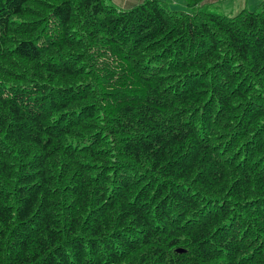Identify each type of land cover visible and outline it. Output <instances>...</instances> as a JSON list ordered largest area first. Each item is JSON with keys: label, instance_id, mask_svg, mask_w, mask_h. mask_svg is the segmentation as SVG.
<instances>
[{"label": "trees", "instance_id": "16d2710c", "mask_svg": "<svg viewBox=\"0 0 264 264\" xmlns=\"http://www.w3.org/2000/svg\"><path fill=\"white\" fill-rule=\"evenodd\" d=\"M185 1L0 0V264H264V0Z\"/></svg>", "mask_w": 264, "mask_h": 264}, {"label": "rangeland", "instance_id": "374dc122", "mask_svg": "<svg viewBox=\"0 0 264 264\" xmlns=\"http://www.w3.org/2000/svg\"><path fill=\"white\" fill-rule=\"evenodd\" d=\"M168 7L177 12L192 13L195 11L193 8L188 7L185 0H161ZM263 0H206V8L209 11L226 15V16H236L242 10L246 9L249 11L257 10L259 5Z\"/></svg>", "mask_w": 264, "mask_h": 264}, {"label": "crops", "instance_id": "0c3cea01", "mask_svg": "<svg viewBox=\"0 0 264 264\" xmlns=\"http://www.w3.org/2000/svg\"><path fill=\"white\" fill-rule=\"evenodd\" d=\"M111 1L117 6L128 9L143 2V0H111Z\"/></svg>", "mask_w": 264, "mask_h": 264}]
</instances>
